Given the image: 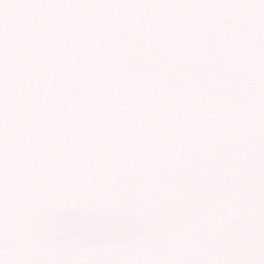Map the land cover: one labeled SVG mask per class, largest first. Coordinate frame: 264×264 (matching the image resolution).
Returning a JSON list of instances; mask_svg holds the SVG:
<instances>
[{
	"label": "snow or ice",
	"instance_id": "6c2138e0",
	"mask_svg": "<svg viewBox=\"0 0 264 264\" xmlns=\"http://www.w3.org/2000/svg\"><path fill=\"white\" fill-rule=\"evenodd\" d=\"M0 264H264V0H0Z\"/></svg>",
	"mask_w": 264,
	"mask_h": 264
}]
</instances>
